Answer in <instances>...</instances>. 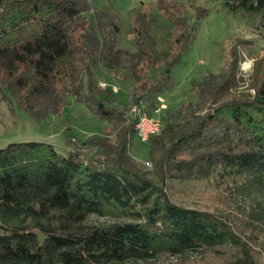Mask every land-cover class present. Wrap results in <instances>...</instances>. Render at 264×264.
Wrapping results in <instances>:
<instances>
[{"label": "trees", "instance_id": "obj_1", "mask_svg": "<svg viewBox=\"0 0 264 264\" xmlns=\"http://www.w3.org/2000/svg\"><path fill=\"white\" fill-rule=\"evenodd\" d=\"M164 1L156 0L158 9ZM223 1L228 13L264 20V0ZM164 14L175 34L169 50L157 49V23L141 11L124 49L116 47L117 16L92 11L86 0H0V99L46 120L72 98L112 129L67 141L63 154L42 142L0 149V264L147 263L232 240L213 215L169 200L155 180L173 172L217 173L233 177L238 193L264 192V76L253 77L252 94L239 91L236 45L225 68L192 82L193 101L162 115L160 132L145 144L153 178L131 160L132 109L172 87L207 11L195 9L194 25L176 6ZM96 64L130 74L127 105L112 106L110 88L95 96ZM93 216L105 220L94 224ZM243 264L256 263L247 256Z\"/></svg>", "mask_w": 264, "mask_h": 264}, {"label": "rangeland", "instance_id": "obj_2", "mask_svg": "<svg viewBox=\"0 0 264 264\" xmlns=\"http://www.w3.org/2000/svg\"><path fill=\"white\" fill-rule=\"evenodd\" d=\"M86 1L90 3L92 11L112 12L117 16L119 33L116 47L124 49H131L130 30L137 12L141 11L155 19L157 25L153 37L157 49L167 51L172 46L175 34L172 35L164 10L176 6L193 25L196 21L195 9L203 7L207 11L201 24L196 25L187 53L172 71V87L157 95L152 105L146 107L142 103L144 112L160 121L162 115L174 114L183 103L194 100L192 82L198 83L206 74H216L227 66L228 50L232 45H236L240 55L236 71V78L241 82L239 91L252 94L253 77L264 76V20L259 16L228 13L223 0H163L164 3L160 5L162 10L158 9L156 0ZM92 73L96 97L99 98L104 92V89L99 88V84L103 83L113 91L112 106L117 108L128 104L133 85L129 73L123 70L107 71L99 64L93 67ZM158 97L162 102L157 101ZM65 128L69 131H65ZM111 130L109 121L94 118L72 98L67 99L59 115L50 116L46 120L33 119L15 103L0 99V149L11 143L42 142L53 145L63 154L68 151L67 141L81 144L105 137ZM145 144L134 137L129 147V156L135 164L143 166L152 179L154 165L148 160ZM195 172H173L162 181L155 182L172 203L213 215L222 221L232 240L213 249L197 248L137 264H243L247 256L256 264H264V192L241 194L234 186L233 177L212 173L201 178ZM104 220L94 216L90 218L94 224Z\"/></svg>", "mask_w": 264, "mask_h": 264}, {"label": "built area", "instance_id": "obj_3", "mask_svg": "<svg viewBox=\"0 0 264 264\" xmlns=\"http://www.w3.org/2000/svg\"><path fill=\"white\" fill-rule=\"evenodd\" d=\"M100 89H106V85L103 83L99 84ZM115 91V89H113ZM133 114L137 116V122L135 125V137L141 142L146 143L152 136L157 135L161 129V121L156 118L147 115L144 112L142 103H139L137 107L132 109Z\"/></svg>", "mask_w": 264, "mask_h": 264}, {"label": "crops", "instance_id": "obj_4", "mask_svg": "<svg viewBox=\"0 0 264 264\" xmlns=\"http://www.w3.org/2000/svg\"><path fill=\"white\" fill-rule=\"evenodd\" d=\"M160 97L157 98V101H161V98L159 99ZM162 102V101H161ZM151 109L153 110V107H151Z\"/></svg>", "mask_w": 264, "mask_h": 264}]
</instances>
